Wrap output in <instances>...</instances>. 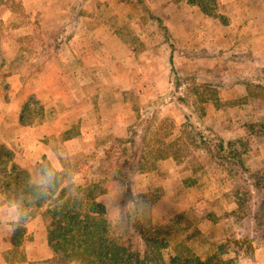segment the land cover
<instances>
[{
    "label": "rangeland",
    "instance_id": "1",
    "mask_svg": "<svg viewBox=\"0 0 264 264\" xmlns=\"http://www.w3.org/2000/svg\"><path fill=\"white\" fill-rule=\"evenodd\" d=\"M238 19L260 26L264 0H0V117L10 123L0 125V252L6 247L7 260L25 258L24 244H47L48 206L34 208L21 193L22 179L40 184L48 165L62 186H100L102 205L117 184L126 189L122 208L142 193L150 215L126 235L112 227L140 258L157 251L165 264L178 254L264 264V117L255 115L264 91L221 99L243 58L231 52ZM22 98L16 118L1 109ZM198 121L232 142L249 173H230L206 153L192 127ZM28 128L34 132L24 134ZM12 201L30 213L14 231L4 215Z\"/></svg>",
    "mask_w": 264,
    "mask_h": 264
},
{
    "label": "trees",
    "instance_id": "2",
    "mask_svg": "<svg viewBox=\"0 0 264 264\" xmlns=\"http://www.w3.org/2000/svg\"><path fill=\"white\" fill-rule=\"evenodd\" d=\"M193 112L185 115L192 118ZM199 145L230 173H249L232 142L225 140L202 122L192 123ZM48 169L53 174L49 183L43 175ZM15 171L16 168L13 167ZM42 182L27 184V176L22 179L25 188L21 196L34 208L45 205L43 217L49 220L47 245L58 264H165L156 251L155 259L140 258L139 253L123 244L121 238L109 229L105 221V209L97 203L100 186L91 183L62 186V174L50 166L41 168ZM252 175L261 177L258 172ZM262 179V178H261ZM27 181V182H26ZM44 194L37 198V194ZM264 193V192H263ZM14 235V245H19ZM157 250V249H156ZM155 251V249L150 250ZM154 256V252L152 253ZM151 261V262H149ZM169 264H208L195 255L178 254L169 259Z\"/></svg>",
    "mask_w": 264,
    "mask_h": 264
},
{
    "label": "crops",
    "instance_id": "3",
    "mask_svg": "<svg viewBox=\"0 0 264 264\" xmlns=\"http://www.w3.org/2000/svg\"><path fill=\"white\" fill-rule=\"evenodd\" d=\"M262 24L260 26L256 25L253 20L248 19H238L233 22V25L230 26V28L235 27L234 30V40H236L237 44L232 45L231 52H239V54L242 53V59H236L235 64L239 68L238 70H233L230 75L231 78L228 82H226V85L222 87V93H221V99L222 100H242L246 101L248 97L252 94V90L257 89L260 93H263L264 91V19H262ZM235 23V25H234ZM238 28V29H237ZM248 54V56H247ZM47 64V63H46ZM57 72L52 70L50 74H56ZM49 74V73H48ZM226 81V80H225ZM250 83V84H249ZM254 84L255 86L251 85ZM18 85L17 82L13 84V90H15V86ZM24 102V99L18 100L16 102L11 103H4L1 109L6 113H11L16 118L17 115L20 112L21 106ZM247 103H245L246 105ZM263 101H260L259 103L253 104L254 106L261 105L262 106ZM250 105V104H249ZM250 105L249 107H251ZM264 106V104H263ZM239 109V116H241V113L243 110H241L243 105L238 106ZM247 107V105H246ZM248 116V113H246L244 116ZM255 115L264 117V109H255ZM250 117H252L250 115ZM234 121V120H232ZM6 120L4 117H0V125L5 126ZM14 126H18V120L14 119V123H12ZM43 132L44 130L41 129ZM34 131H32L31 128L26 129L24 134H32ZM41 156H44L42 153ZM40 156V158H41ZM3 230V229H2ZM1 230V231H2ZM5 231V230H4ZM6 231H8V237L10 236V230L8 227H6ZM5 235V234H4ZM2 243L5 242V240H0ZM8 242V240H7ZM10 243H8V246ZM14 245V244H13ZM19 246V245H14ZM22 249H24V257L19 260H7L5 257V248L2 249V252H0V264H45V261L52 260L53 253L48 248V245L45 244L44 246H40V248H36L34 245H23L21 246ZM20 247V248H21ZM30 255L35 256L33 259H30ZM32 262V263H31Z\"/></svg>",
    "mask_w": 264,
    "mask_h": 264
},
{
    "label": "clouds",
    "instance_id": "4",
    "mask_svg": "<svg viewBox=\"0 0 264 264\" xmlns=\"http://www.w3.org/2000/svg\"><path fill=\"white\" fill-rule=\"evenodd\" d=\"M43 175L47 177L46 184L50 182L52 173L45 169ZM133 186L136 185L135 175L129 177ZM126 189L117 184L111 193L103 201L105 209V221L109 229L116 226L120 235H126L135 230L136 224L142 223L149 215L152 205L142 198L140 191L135 192L132 199L128 200L123 208L120 205V199L123 197ZM43 192L37 194V198L43 195ZM97 203H100L99 201ZM5 220L14 231L16 228L25 224L29 219L30 213L24 207L23 202L12 201L9 203L8 210L4 213Z\"/></svg>",
    "mask_w": 264,
    "mask_h": 264
}]
</instances>
